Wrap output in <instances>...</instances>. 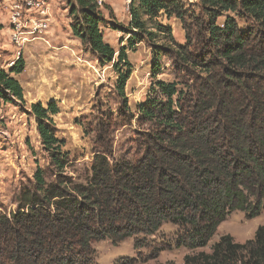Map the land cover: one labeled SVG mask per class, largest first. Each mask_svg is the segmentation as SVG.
Instances as JSON below:
<instances>
[{
  "label": "trees",
  "instance_id": "obj_1",
  "mask_svg": "<svg viewBox=\"0 0 264 264\" xmlns=\"http://www.w3.org/2000/svg\"><path fill=\"white\" fill-rule=\"evenodd\" d=\"M66 3L73 38L112 65L120 108L146 129L136 155L114 159L110 127L99 121L79 183L64 175L69 161L55 135L56 103L30 105L52 180L38 168L16 211L0 214V264H95L92 243L134 238V249L145 247L165 223L177 228L175 249L204 248L231 214L264 212V0H131L127 25L111 26L127 38L117 52L101 31L102 9L113 19L109 6ZM162 18L179 22L183 43ZM143 42L152 49V83L134 115L125 94L127 52ZM162 58L179 81H156ZM23 70L21 56L9 73L0 68V107H25L12 77ZM183 264H264V225L244 243L222 235L209 254L187 255Z\"/></svg>",
  "mask_w": 264,
  "mask_h": 264
},
{
  "label": "rangeland",
  "instance_id": "obj_2",
  "mask_svg": "<svg viewBox=\"0 0 264 264\" xmlns=\"http://www.w3.org/2000/svg\"><path fill=\"white\" fill-rule=\"evenodd\" d=\"M41 1L44 3L47 29L30 34V22L39 21ZM67 0H0V68L9 73L21 56L24 70L14 77L23 90L25 107L17 102L0 107V214L16 211L19 197L34 184L38 168L45 171V180H52L49 161L43 151L36 130V121L30 114V105L46 106L54 101L59 109L53 117L55 135L63 141V151L68 157L64 175L82 183L90 170L93 157V139L99 121L110 127L112 156L122 159L136 155L140 135L146 126L137 120H129L120 108L116 96L117 77L111 64H101L96 55L73 38ZM113 12V19L102 9L104 23L101 25L104 42L116 52L127 46L119 31L111 30L113 24L126 26L129 21L128 0H97ZM131 1V0H130ZM191 5L195 0H182ZM39 4V5H37ZM22 6L21 26L24 44L19 51L12 42L11 10ZM171 27L174 39L183 43L184 33L179 22L173 18L160 19ZM244 29L246 24L237 21ZM152 49L147 43L136 46L135 52H127L132 65L125 94L128 107L135 115L136 105L145 101L150 93ZM156 81L165 83L179 81L170 61L162 58ZM41 86V90L39 88ZM110 158V160H112ZM264 225V212L247 219L245 214L235 212L217 228L207 246L198 249H175L172 245L176 226L165 223L155 235L148 238L147 246L134 249V238L113 245L106 239L92 243L95 264H183L184 257L198 253L209 254L213 244L222 235H229L236 243H244L254 237L259 226ZM141 239V237H139ZM169 247L157 252V248ZM164 248V249H165Z\"/></svg>",
  "mask_w": 264,
  "mask_h": 264
},
{
  "label": "built area",
  "instance_id": "obj_3",
  "mask_svg": "<svg viewBox=\"0 0 264 264\" xmlns=\"http://www.w3.org/2000/svg\"><path fill=\"white\" fill-rule=\"evenodd\" d=\"M99 5L101 2L97 1ZM127 3H130V0L127 1ZM39 5V4H37ZM22 6H15L11 10L10 14V22L12 24V42H14L15 47L21 51L23 44H24V39L22 38V34L24 32L21 31V26L23 25L22 21ZM39 13L42 16L39 21H33L32 23L30 22V34H34L35 31L41 30L45 31L47 29V18L45 15V9H44V3L41 1V10L39 7Z\"/></svg>",
  "mask_w": 264,
  "mask_h": 264
},
{
  "label": "crops",
  "instance_id": "obj_4",
  "mask_svg": "<svg viewBox=\"0 0 264 264\" xmlns=\"http://www.w3.org/2000/svg\"><path fill=\"white\" fill-rule=\"evenodd\" d=\"M178 43H180V42H178ZM39 88H40V90H41V86H39Z\"/></svg>",
  "mask_w": 264,
  "mask_h": 264
}]
</instances>
